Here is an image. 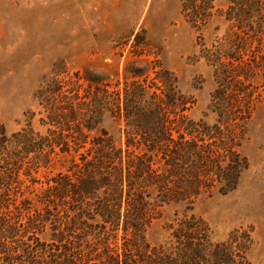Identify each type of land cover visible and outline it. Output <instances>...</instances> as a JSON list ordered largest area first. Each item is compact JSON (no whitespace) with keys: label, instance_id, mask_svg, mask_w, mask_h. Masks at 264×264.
I'll return each instance as SVG.
<instances>
[{"label":"rangeland","instance_id":"rangeland-1","mask_svg":"<svg viewBox=\"0 0 264 264\" xmlns=\"http://www.w3.org/2000/svg\"><path fill=\"white\" fill-rule=\"evenodd\" d=\"M242 1L217 0L216 16L197 30L183 17L181 0H0V124L9 137L29 126L45 135L41 120L46 116L36 95L49 77L65 80L67 89L76 87L90 107L100 91V109L119 97L124 107L125 90L135 87L145 89L141 101L154 98L166 107L172 83L175 106L166 107L169 127H179L173 123L182 119L194 122L201 127L204 153L238 152L248 169L227 195L219 192L224 183L211 181L212 190L202 189L195 199L164 204L146 189L142 194L150 220L140 237L151 248L169 246L173 229L194 216L207 225L215 243L227 241L235 231L251 233L249 262L264 264V0ZM101 113L100 123L86 131L89 137L80 153L62 155L58 149L52 155L57 167L41 169L37 178L44 188L61 163L70 167L74 156L77 163L91 159L103 137L114 147L111 171L115 166L125 170L138 157L165 172L132 118H124L125 110ZM173 136L180 140L178 133ZM18 205L22 207L20 201ZM44 207L37 205L40 213ZM51 209L53 219L70 220L64 209ZM27 215L23 211L25 223ZM52 234L49 223L39 238L51 242ZM111 238L113 246L122 247L132 235L121 228Z\"/></svg>","mask_w":264,"mask_h":264},{"label":"trees","instance_id":"trees-1","mask_svg":"<svg viewBox=\"0 0 264 264\" xmlns=\"http://www.w3.org/2000/svg\"><path fill=\"white\" fill-rule=\"evenodd\" d=\"M181 3L183 17L197 30L216 16L217 0ZM169 85L166 107L175 106L174 85ZM67 88L65 80L49 77L36 95L46 116L41 120L47 127L45 135L29 126L9 137L0 124V264H250L248 252L254 245L251 233L235 231L227 241L215 243L207 225L194 216L173 229L169 246L151 248L143 235L140 237L142 227L150 220V205L142 194L146 189H152V197L164 204L195 199L202 189L212 190L211 181L224 183L219 192L227 195L236 190L248 169L246 158L232 151L227 155L212 154L211 150L204 153L199 139L202 131L198 132L201 127L187 119L173 123L180 128L169 127L165 101L162 105H157L154 98L152 103L141 101L143 88L135 87L132 92L126 89L124 107L120 97L111 102L104 99L107 103L103 109L100 91L94 93L90 107V102L81 101L76 87ZM105 109L119 114L125 110L124 118H132L147 151L163 162L165 172L160 173L148 160L138 157L136 163L128 162L125 170L115 166L111 171L109 160L115 159L114 147L103 137L91 159L83 157L77 163L74 156L70 167L61 163L60 171L46 181L44 188L37 178L41 169L57 167L52 164V155H58V149L62 155L80 153L81 143L86 144L89 137L86 131L95 129ZM140 116L142 121L138 122ZM134 132L132 136L137 135ZM174 132L180 140L174 139ZM37 185H43L42 189ZM35 203L46 206L45 212L40 213ZM51 208L64 209L70 220L53 219ZM23 211L28 214L26 223ZM49 223L51 242H44L39 234ZM121 228L132 239L122 247L113 246L112 234Z\"/></svg>","mask_w":264,"mask_h":264}]
</instances>
